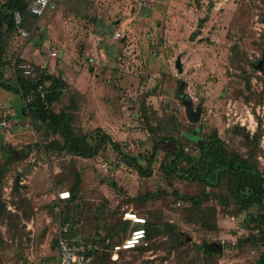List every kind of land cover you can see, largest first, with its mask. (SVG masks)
<instances>
[{"label":"rangeland","instance_id":"1","mask_svg":"<svg viewBox=\"0 0 264 264\" xmlns=\"http://www.w3.org/2000/svg\"><path fill=\"white\" fill-rule=\"evenodd\" d=\"M23 28L30 39L18 29L4 34L2 79L14 85L22 61L60 78L67 87L52 111L70 116L91 144L104 135L114 144L92 159L47 150L62 138L29 113L22 94L0 87V264H58L61 213L74 221L75 239L94 247V264H257L264 246L250 237L254 225L227 179L212 187L167 166L176 146L198 159L185 136L199 129L243 156L257 148L264 175V0H53ZM180 81L202 108L197 124L177 95ZM248 134H259V150L247 146ZM61 192L71 198L59 200ZM140 227L144 243L116 252ZM212 243L223 245L221 255L205 250Z\"/></svg>","mask_w":264,"mask_h":264},{"label":"trees","instance_id":"2","mask_svg":"<svg viewBox=\"0 0 264 264\" xmlns=\"http://www.w3.org/2000/svg\"><path fill=\"white\" fill-rule=\"evenodd\" d=\"M32 1L25 0H8L0 7V62L3 59V46L2 39L5 33H14L17 25L14 19V12H20L24 17L23 27L26 24L28 17H34L30 12V4ZM27 63H22L17 66V80L14 85H10L2 79V72H0V87L22 94L23 97L32 90L36 91L34 100L27 104V110L35 116L51 134L59 135L62 142L56 141L46 147L47 150L57 147L59 150L67 153L70 156L81 157L83 159H92L99 155L102 148L107 144H114L111 138L104 135L96 145L91 144L85 135L77 136L71 127V118L66 114H58L52 111L51 107L57 102L67 85L58 77L47 75L39 71L35 66H32L35 71V77H26L24 70L21 68ZM24 75V76H23ZM51 82L48 86L47 83ZM41 86V91L38 87ZM186 83L180 81L178 87V97L183 100H189L190 97L185 93ZM23 114H27L24 110ZM26 116V115H24ZM197 124V123H192ZM192 141L198 148L199 157L193 159L185 154L184 149L176 146V149L171 157L172 162L167 166L175 172H181L180 176L193 181H201L205 185L212 187H220L222 182L227 179V185L230 188L236 204L239 206L241 212H246L248 224L254 225V233L250 237L255 238L257 242L264 246V175L259 169L257 162L259 152L250 150L245 156L231 152L226 149L225 142L219 137L218 133H213L209 139L200 136V130L196 129L191 132V136H185ZM247 146L250 148L260 147L259 134L254 135L252 138H247ZM259 145V146H258ZM158 145H155L154 152L157 150ZM116 150L119 148L116 147ZM255 151V152H254ZM192 164V167L187 170L177 169V159H185ZM183 162V161H181ZM152 164V160L149 165ZM138 169L142 171V167ZM152 171H149L146 176H151ZM75 194L76 192L73 191ZM74 196V195H73ZM193 203L200 205L199 199L195 197H188ZM258 207V211L253 213L251 210ZM63 223H70L71 229L68 237L75 239V223L66 214L61 213L59 218ZM146 229V228H145ZM147 231V230H146ZM83 242V241H82ZM90 244L88 242H84ZM91 245V244H90ZM205 250L208 253H215L221 255L223 253V245L221 244H205ZM94 248V247H93ZM132 250V249H131ZM93 257L95 249H93ZM257 264H264V253L259 257Z\"/></svg>","mask_w":264,"mask_h":264},{"label":"built area","instance_id":"3","mask_svg":"<svg viewBox=\"0 0 264 264\" xmlns=\"http://www.w3.org/2000/svg\"><path fill=\"white\" fill-rule=\"evenodd\" d=\"M53 0H32L30 4V12L35 17H43L51 8ZM14 19L17 25L18 33L20 37L25 40L30 39L31 33L23 28V17L20 12H14ZM114 38L119 40L121 34L119 32L115 33ZM54 57H58V52L54 51L51 54ZM24 70V75L26 77H35V71L30 64L23 65L21 67ZM42 87H38V91H41ZM36 95V91L32 90L27 95H25V103H31ZM71 195L69 192H61L59 194V200H69ZM125 219L128 221H133L135 224H145V220L138 218L136 215L127 213ZM135 220H140V222H135ZM71 229L70 223H63L61 220L58 223V229L56 231V250L58 257V264H94L93 257V246L86 244L80 240L72 239L68 237L69 231ZM146 229L136 228L131 231L130 235L121 245L116 246L114 249L116 252L120 250H131L135 249L146 239Z\"/></svg>","mask_w":264,"mask_h":264},{"label":"water","instance_id":"4","mask_svg":"<svg viewBox=\"0 0 264 264\" xmlns=\"http://www.w3.org/2000/svg\"><path fill=\"white\" fill-rule=\"evenodd\" d=\"M176 66L178 68L179 71L182 70V66H181V61L180 59H178ZM258 69L260 71L263 70V66H262V62L259 64ZM184 106L186 108V115L187 118L189 119V121L191 123H199L201 120V116H202V108L198 107L197 109L194 108V103L191 100H185L184 101ZM7 152L9 153H13L15 155V157H20V156H27L29 155L28 152L26 151H22L21 153H14L11 149L6 148ZM190 240V239H189Z\"/></svg>","mask_w":264,"mask_h":264},{"label":"crops","instance_id":"5","mask_svg":"<svg viewBox=\"0 0 264 264\" xmlns=\"http://www.w3.org/2000/svg\"><path fill=\"white\" fill-rule=\"evenodd\" d=\"M253 119H254V117H253ZM251 134H253V133H251ZM253 137V135L252 136H250L249 134L246 136V138H252ZM263 150H264V148H263Z\"/></svg>","mask_w":264,"mask_h":264},{"label":"bare ground","instance_id":"6","mask_svg":"<svg viewBox=\"0 0 264 264\" xmlns=\"http://www.w3.org/2000/svg\"><path fill=\"white\" fill-rule=\"evenodd\" d=\"M135 222H140V220H135Z\"/></svg>","mask_w":264,"mask_h":264}]
</instances>
